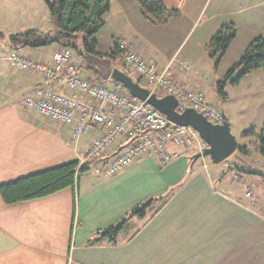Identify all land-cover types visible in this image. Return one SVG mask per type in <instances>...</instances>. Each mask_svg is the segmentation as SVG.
<instances>
[{"label":"crops","instance_id":"1","mask_svg":"<svg viewBox=\"0 0 264 264\" xmlns=\"http://www.w3.org/2000/svg\"><path fill=\"white\" fill-rule=\"evenodd\" d=\"M46 1L51 0H0V32L4 34L0 54L11 50L7 36L14 31L9 26L27 24L23 28L37 29L48 23L38 30L51 28ZM161 2L178 11L165 24L145 19L137 0H109L104 24L93 37L96 51L106 53L115 43L128 42L143 59L154 61L159 71L166 70L175 82L202 92L209 103L217 105L204 90L203 75L211 67L204 47L223 24L234 25L236 37L220 70L237 60L253 39H264V0ZM63 49L51 44L18 52L36 61H50ZM174 57L187 60L185 72L167 67ZM74 60L82 64L79 57ZM116 62L137 77L130 66ZM76 74L93 83L113 85L111 80H96L89 70L81 68ZM249 75L264 79V70L252 71L241 80ZM45 86L77 95L92 108L99 106L96 100L40 74L1 61L0 184L79 159L101 132L92 127L72 142L70 126L42 117L33 106L25 105L27 97ZM226 117L232 129L231 117ZM237 142V149L245 150H236L219 163L208 157L194 161L196 147L169 143L167 150L173 158L165 164L157 157L144 156L106 178L82 173L75 187L41 198L7 204L0 196V264H264V162L236 161L237 153L250 152L244 141ZM116 145L111 151L123 148L126 141L118 139ZM161 196L166 201L154 216L131 220L138 230L132 237L121 233L116 242H92L98 232L115 226L135 206Z\"/></svg>","mask_w":264,"mask_h":264},{"label":"built area","instance_id":"2","mask_svg":"<svg viewBox=\"0 0 264 264\" xmlns=\"http://www.w3.org/2000/svg\"><path fill=\"white\" fill-rule=\"evenodd\" d=\"M122 61L130 66L137 77L150 86L154 92L174 95L178 101L177 109L193 108L201 112L212 123L222 121V111L209 103L202 92L189 91L182 84L171 79L166 70L159 71L157 64L138 55L132 44L119 42ZM1 60L28 73L40 74L43 78L68 88L79 95L96 100L99 106L92 108L81 101L77 95L68 96L52 86L39 87L33 96L24 100L25 105L33 106L36 113L52 121L70 126V139L77 141L89 129L97 127L100 134L94 138L83 155L78 159L79 166L91 163L88 171L98 178H106L130 166L144 156L157 157L165 164L173 155L167 144L182 148L196 146L198 150L206 143L190 126L168 123L165 116L144 101L132 97L120 83L111 86L93 83L88 78L76 74V64L70 49L55 52L50 61H36L11 51ZM174 66L185 72L189 64L182 58H172L167 67ZM126 145L116 148L118 139ZM78 170V169H77ZM80 173H75V184ZM250 193L246 192V196Z\"/></svg>","mask_w":264,"mask_h":264},{"label":"trees","instance_id":"3","mask_svg":"<svg viewBox=\"0 0 264 264\" xmlns=\"http://www.w3.org/2000/svg\"><path fill=\"white\" fill-rule=\"evenodd\" d=\"M137 2L142 16L153 24H165L178 13L177 10L166 8L161 0H137ZM46 7L51 20V28L46 31L27 28L9 34L7 42L11 50L6 54H0L1 58L21 48H39L59 44L62 48L70 49L74 56L81 59L82 64H76L75 72L81 68L89 70L99 81L111 80L109 75L115 67L129 75L124 66L116 62L122 58V50L117 43L106 53L96 51V41L93 37L104 24L103 15L109 11V0H51L46 1ZM235 37L234 25L226 23L218 29L204 47L206 56L213 61L214 69L218 68ZM3 38L4 34L0 32V41ZM260 69L264 70V39L255 38L245 47L224 77L216 82L217 93L225 99L224 88L227 85H237L245 75ZM133 79L143 85L139 77ZM157 95L163 96L159 92ZM256 147L264 159V125L258 136ZM237 150L242 152L245 148L241 147ZM91 167V163L79 166L78 159H69L54 167L0 184V196L5 203L11 204L41 198L68 187L73 188L75 173L77 171L80 174L88 172ZM165 201L164 196L149 198L135 206L115 226L98 232V238L93 239L92 242L102 239L116 242L121 233L129 234V238L132 237L138 230L133 227L131 220L133 218L150 219Z\"/></svg>","mask_w":264,"mask_h":264},{"label":"rangeland","instance_id":"4","mask_svg":"<svg viewBox=\"0 0 264 264\" xmlns=\"http://www.w3.org/2000/svg\"><path fill=\"white\" fill-rule=\"evenodd\" d=\"M113 16L114 11L111 15L112 20H114ZM47 25L48 23H45L44 25L39 24L37 29H44ZM23 27H27V24L9 26V29L15 33L26 29ZM235 61L233 60L231 64L229 63L226 66L220 67L219 70L218 68L214 69L213 61L208 59L207 62L211 67L210 69L208 67L209 70L203 75V81H205L204 90L210 92L209 95H207V98L210 101L216 102L217 105H215L221 110L225 109L226 115H228V117L230 116L233 122V127L231 129L232 134L237 140L244 141L249 148L248 151L250 152L246 154L237 153L234 159L238 162L243 161L244 159H249L256 165L260 161L264 162L263 157L260 155L256 147L258 136L262 132L264 125V79L260 76L249 75L245 79L240 80V84L238 85H227L224 88L225 93L227 92L226 98L222 99L217 93L216 82L224 77ZM122 62L123 61L120 60V63ZM127 72L133 78H136L133 72L129 70H127ZM142 82L143 85L150 88L147 83L144 81ZM258 159H260V161H257ZM250 186L258 189V186H254L253 184H250Z\"/></svg>","mask_w":264,"mask_h":264},{"label":"water","instance_id":"5","mask_svg":"<svg viewBox=\"0 0 264 264\" xmlns=\"http://www.w3.org/2000/svg\"><path fill=\"white\" fill-rule=\"evenodd\" d=\"M109 78L121 83L132 97L140 99L160 111L168 123L193 128L206 143V147L193 156L194 161L198 158L208 157L213 163H219L237 150V139L232 134L230 122L224 113H222L220 123H212L201 112L193 108L186 107L179 111L177 109L178 101L174 95L158 96L156 92L141 85L116 67L111 70Z\"/></svg>","mask_w":264,"mask_h":264}]
</instances>
